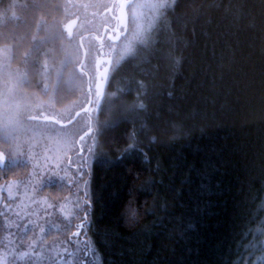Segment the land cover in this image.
I'll return each mask as SVG.
<instances>
[{
	"label": "trees",
	"instance_id": "trees-1",
	"mask_svg": "<svg viewBox=\"0 0 264 264\" xmlns=\"http://www.w3.org/2000/svg\"><path fill=\"white\" fill-rule=\"evenodd\" d=\"M98 1L0 0V72L47 123L88 113L79 111L94 96L86 69L110 52L96 37L119 6ZM152 22L108 69L113 111L105 102L87 118L97 130L72 242L86 234L95 264H264V0H173ZM13 162L0 166V185L27 174ZM240 241L255 244L245 252Z\"/></svg>",
	"mask_w": 264,
	"mask_h": 264
},
{
	"label": "rangeland",
	"instance_id": "rangeland-1",
	"mask_svg": "<svg viewBox=\"0 0 264 264\" xmlns=\"http://www.w3.org/2000/svg\"><path fill=\"white\" fill-rule=\"evenodd\" d=\"M172 1L135 0L131 7L127 6L128 24L122 36L115 43L111 41L112 44L107 41L99 43L100 52L109 50L110 54L102 53L92 68L86 69L94 96L79 109L88 111L87 115L74 124L68 122L73 121L79 112H69L65 116L50 115L59 121H56L57 125L47 123L51 119H45L48 118L46 114L41 115L36 107L30 108L15 95L11 75L1 67L0 130L9 146L0 149V166L8 161H23L28 171L23 179H13L0 185V264H65V252L75 251L77 243L72 242L67 226L83 212L79 198L81 167H86L90 160L87 145L92 140L89 136L97 130L96 124L88 127L87 118L96 121L95 113L105 102L106 109L110 107L109 112L114 109L110 96L115 93L105 90L100 97L97 96L95 74L107 64L112 71L133 52L146 37L155 17ZM89 2L94 6L99 4L98 0ZM118 9L119 6L115 9L113 23ZM82 48L84 62L87 50ZM105 54L111 55L110 61ZM78 67L81 70V64ZM59 190L70 192L60 200H53L50 194L45 193ZM72 264H76L74 258Z\"/></svg>",
	"mask_w": 264,
	"mask_h": 264
},
{
	"label": "snow or ice",
	"instance_id": "snow-or-ice-1",
	"mask_svg": "<svg viewBox=\"0 0 264 264\" xmlns=\"http://www.w3.org/2000/svg\"><path fill=\"white\" fill-rule=\"evenodd\" d=\"M86 195V194H85ZM83 199L84 203H88L87 199ZM87 212L85 211V219L82 222V225H78V231L74 233L75 236H80L79 228L80 227H87L88 225V219H87ZM259 231V230H258ZM260 234H264V232H261ZM243 236L247 238L249 236V232L245 231L243 233ZM255 244V241H253L252 244H244L243 241L239 242L238 247H242L245 252H247L249 249L253 248V245ZM98 249L92 246L86 238V234L84 238H81L80 242L76 244L75 251H66L64 254V257H67V260L65 264H72V258L75 259L76 264H95V260L97 257ZM62 257V259L64 258Z\"/></svg>",
	"mask_w": 264,
	"mask_h": 264
},
{
	"label": "flooded vegetation",
	"instance_id": "flooded-vegetation-1",
	"mask_svg": "<svg viewBox=\"0 0 264 264\" xmlns=\"http://www.w3.org/2000/svg\"><path fill=\"white\" fill-rule=\"evenodd\" d=\"M132 1L133 0H126V2H127V5H126V8H127V6L130 4V3H132ZM119 6H120V4H119ZM125 8V9H126ZM118 15H119V12H118ZM123 24H120L119 23V18H118V16L116 17V22L114 23V25L113 26H104L103 28H102V31H101V33H99V35L96 37V39L100 42V43H102L103 42V40L104 39H109V40H111L112 42H114L117 38H119L120 36H122V33H123V31H124V29L127 27V22H126V15H125V18L123 19V22H122ZM107 66V65H106ZM105 66V67H106ZM105 67H103L102 69H100V71L98 72V78L99 77H101L102 78V76H101V74L100 73H102L103 72V69L105 68ZM100 78V79H101ZM98 80V79H97ZM98 82V81H97Z\"/></svg>",
	"mask_w": 264,
	"mask_h": 264
},
{
	"label": "water",
	"instance_id": "water-1",
	"mask_svg": "<svg viewBox=\"0 0 264 264\" xmlns=\"http://www.w3.org/2000/svg\"><path fill=\"white\" fill-rule=\"evenodd\" d=\"M116 2L118 4H120L119 9H118V12H119V15H118L119 23L123 24L122 22H123V19L125 18V14H126L125 8H126V5H127V2H126V0H116ZM74 26H75L74 25V21H69V22H67L65 24V29H66L68 35H70L72 33V30H73ZM81 60L83 61V57H82ZM109 67H110V64H108L103 69V72L100 73L102 78L101 77L98 78V84H97L98 91H97V93L99 94V96H101L103 88H104V86L106 84L105 81H106V78H107V75H108V72H109V70H108ZM78 68L80 69V67H78ZM45 119H49V118L45 117ZM68 123H70V122H68Z\"/></svg>",
	"mask_w": 264,
	"mask_h": 264
}]
</instances>
